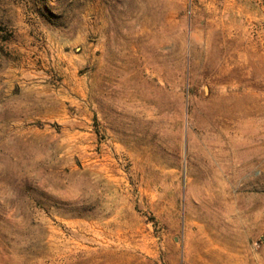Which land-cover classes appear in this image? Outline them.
I'll list each match as a JSON object with an SVG mask.
<instances>
[{
  "label": "rangeland",
  "instance_id": "1",
  "mask_svg": "<svg viewBox=\"0 0 264 264\" xmlns=\"http://www.w3.org/2000/svg\"><path fill=\"white\" fill-rule=\"evenodd\" d=\"M0 264H264V0H0Z\"/></svg>",
  "mask_w": 264,
  "mask_h": 264
},
{
  "label": "bare ground",
  "instance_id": "2",
  "mask_svg": "<svg viewBox=\"0 0 264 264\" xmlns=\"http://www.w3.org/2000/svg\"><path fill=\"white\" fill-rule=\"evenodd\" d=\"M136 41H137V50L147 49V48L149 49L150 42L148 41L147 33L143 32V33H139L138 35H136ZM138 104L142 105L141 102H139ZM226 123H227V127L230 129L231 123L229 122V120H227ZM220 124H222V123H220ZM220 124L218 126L221 129Z\"/></svg>",
  "mask_w": 264,
  "mask_h": 264
}]
</instances>
